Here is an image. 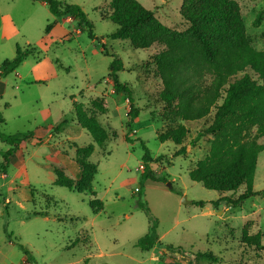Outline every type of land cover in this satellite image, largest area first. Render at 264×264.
<instances>
[{"label": "rangeland", "instance_id": "1", "mask_svg": "<svg viewBox=\"0 0 264 264\" xmlns=\"http://www.w3.org/2000/svg\"><path fill=\"white\" fill-rule=\"evenodd\" d=\"M61 1L83 8L95 39L89 27L81 30L70 14L54 15L44 0H0V70L18 46L32 51L17 69L0 76L5 118L1 131L34 132V139L13 151L8 162L11 144L0 139V264H24L27 255L28 264H264V248L243 240L244 230L259 233L264 246V150L254 178L259 193L237 207L226 200L214 205L220 197H237L244 186L220 192L190 178V169L208 153L209 142L191 146L189 141L210 119L189 124L192 132L183 155L174 156L179 148L174 142L158 139L159 132L179 121L163 117V84L151 58L165 46L157 42L136 49L129 40L111 38L117 25L110 18L109 0ZM139 1L163 24L179 31L188 28L181 14L183 0ZM236 1L250 44L263 50L264 14L258 25L254 20L264 0ZM54 21L56 26L47 33ZM114 57L123 63L119 79L130 86L139 110L132 120L126 94L116 92L109 77ZM74 103L96 113L111 134L105 145L95 143L80 126ZM129 129L132 141L126 140ZM142 142L151 155L148 163L157 174H169L175 189L141 179ZM259 142L264 143V137ZM90 143L95 149L88 159L97 166L92 189L103 202L98 213L90 206L91 190L54 184L56 168L77 182V146ZM185 197L190 201L184 202ZM195 200L207 203L201 207ZM138 204L147 205L149 212ZM43 212L48 216L35 214ZM152 220L161 242L145 250L137 241ZM77 237L82 241L68 247ZM198 252H212L220 260L199 257Z\"/></svg>", "mask_w": 264, "mask_h": 264}, {"label": "trees", "instance_id": "2", "mask_svg": "<svg viewBox=\"0 0 264 264\" xmlns=\"http://www.w3.org/2000/svg\"><path fill=\"white\" fill-rule=\"evenodd\" d=\"M44 1L54 15H72L79 20L81 30L85 26L89 27V36L96 38L93 24L80 5L61 0ZM109 6L112 10L110 18L117 25L110 34L111 38L129 40L136 49H147L157 42L165 46L151 58L163 84L160 92L165 104L163 117L165 120L177 118L179 121L159 132L158 139L161 142H174L179 147L174 156L183 155L187 152V144L184 142L192 132L189 124L210 119L204 127L196 129L189 141L191 146H196L204 139L209 142L208 153L190 169V178L202 183L205 188L220 192H235L244 186V190L237 197H220L213 201L214 205L219 200H226L231 206L237 207L249 197L258 194L254 189V178L259 154L264 150V143L259 142L264 137V49L258 50L250 44L238 2L183 0L181 14L188 23L185 31L163 24L139 0H109ZM263 14L264 9L257 13L255 25L261 22ZM55 25L56 21L49 23L46 27L47 33ZM31 52L30 49L18 46L16 55L3 61L0 76H6L17 69ZM109 69L114 90L125 93L129 100L128 116L132 120L139 115V110L134 104L130 86L119 79L118 72L123 70V63L114 57ZM74 108L80 126L88 129L95 143L105 145L111 139V134L98 121L96 113L90 112L82 103H74ZM211 114L213 116L209 118ZM4 123L5 118L0 111V139L11 144L5 156V161L8 162V156L22 142L34 139V132L6 134L1 131ZM130 131L133 130L129 129L126 133L128 141L133 140L129 136ZM142 145L145 153L141 179L162 181L175 189L172 181L167 179L169 174L159 175L153 170L148 163L151 160L150 152L143 142ZM94 149L93 143L77 146V161L80 166L77 182L65 169L56 168L54 184L78 192L91 190L93 198L90 199V206L98 213L103 209V202L92 189L97 166L88 159ZM195 203L203 207L207 202L195 200ZM139 206L149 212L147 205ZM35 214L48 216L47 212ZM155 222L156 220L151 221L148 232L137 241L142 249L149 250L160 243ZM243 240L258 248H264L259 233L249 235L244 230ZM81 241L77 237L67 246ZM19 245L27 255L28 251L21 243ZM166 247L172 249V246ZM198 256H207L213 262L220 260L212 252H198ZM29 258L27 255L26 261L29 262Z\"/></svg>", "mask_w": 264, "mask_h": 264}, {"label": "crops", "instance_id": "3", "mask_svg": "<svg viewBox=\"0 0 264 264\" xmlns=\"http://www.w3.org/2000/svg\"><path fill=\"white\" fill-rule=\"evenodd\" d=\"M55 26H56V25H55ZM53 28H54V27H53ZM53 28H52V29H53ZM44 128H45V127H44ZM46 128H47V127H46ZM76 131H79V132H80V130H76ZM79 132H77V133L79 134ZM78 134H77V135H78ZM73 137H74V136H73ZM23 143H26V141L22 142V143L20 144V146H19L16 150H20V148L23 146ZM159 240H160V239H159ZM160 242H161V241H160ZM26 258H27V257L25 256V259H24L25 262H24V264H28V261H26Z\"/></svg>", "mask_w": 264, "mask_h": 264}, {"label": "water", "instance_id": "4", "mask_svg": "<svg viewBox=\"0 0 264 264\" xmlns=\"http://www.w3.org/2000/svg\"><path fill=\"white\" fill-rule=\"evenodd\" d=\"M190 200H187L186 197L184 198V202H189Z\"/></svg>", "mask_w": 264, "mask_h": 264}]
</instances>
